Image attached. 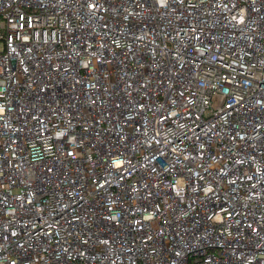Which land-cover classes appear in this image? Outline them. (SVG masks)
I'll list each match as a JSON object with an SVG mask.
<instances>
[{
    "label": "built area",
    "instance_id": "2783aa9c",
    "mask_svg": "<svg viewBox=\"0 0 264 264\" xmlns=\"http://www.w3.org/2000/svg\"><path fill=\"white\" fill-rule=\"evenodd\" d=\"M0 264H264V0H0Z\"/></svg>",
    "mask_w": 264,
    "mask_h": 264
}]
</instances>
